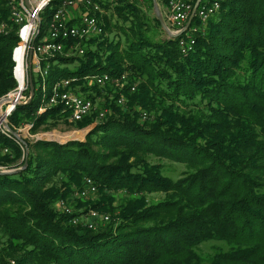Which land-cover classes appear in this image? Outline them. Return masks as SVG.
Segmentation results:
<instances>
[{"label": "trees", "instance_id": "obj_1", "mask_svg": "<svg viewBox=\"0 0 264 264\" xmlns=\"http://www.w3.org/2000/svg\"><path fill=\"white\" fill-rule=\"evenodd\" d=\"M62 1L50 0L40 13L34 45ZM91 1L100 11L88 13L102 33L81 42L82 55L66 56L77 44L69 40L61 42L63 54L41 61L48 90L75 79L71 89L96 103L100 91L84 93L85 78L126 74L127 84L97 104L108 111L104 118L70 123L60 107L38 112L47 97L30 72L33 97L14 107L10 129L28 125L35 134L62 122L91 129L84 141L25 140L27 156L0 132V149L9 150L0 155V171L27 164L0 174V264H264V0H219L217 13L191 33L186 54L178 45L185 35L165 34L151 0ZM10 3L0 0V99L16 88L12 51L19 39ZM120 96L124 106L116 103ZM151 158L187 170L172 178ZM85 178L95 198L72 201ZM153 194L163 198L148 201ZM60 200L76 211L60 212ZM90 209L108 220L95 229L72 223ZM211 241L220 244L202 252Z\"/></svg>", "mask_w": 264, "mask_h": 264}, {"label": "built area", "instance_id": "obj_2", "mask_svg": "<svg viewBox=\"0 0 264 264\" xmlns=\"http://www.w3.org/2000/svg\"><path fill=\"white\" fill-rule=\"evenodd\" d=\"M11 1V20L18 28V44L12 51V61L14 63L12 74L16 82L14 75V68L17 62L14 61V55L18 49L23 48L22 62L24 64L25 58L29 53V59L32 60L35 73L40 77L39 88L45 99L39 113L43 112L46 108L60 107L62 112L67 115V120L70 123L80 122L93 114H96V120H101L107 114L106 109H100L96 103H93L90 99L76 93L71 89V85L76 82L75 79L61 80L53 84L48 90L45 82L46 72L41 70L40 63L42 60L53 58L56 55L63 54L64 46L61 42H67L69 40L76 41V45H70L66 56L71 54L82 55L84 48L81 46V42L97 37L102 33V29L99 26L98 20L95 16L89 15V11L98 12L100 8L97 4L91 0H63L59 8L53 14L47 28V35L38 45H34V40L38 35V23L40 22V13L50 3V0H10ZM126 3L143 4L144 0H123ZM157 1V0H156ZM166 11V19L171 25L168 28L172 33H179L184 30L185 25L190 18L193 8L194 0H161ZM83 7L86 12H81L80 7ZM78 10L79 16L73 15L71 12ZM219 10V0H205L203 4L197 6L194 17H196L202 24H206L207 20L214 16ZM79 18V25L68 26L67 22ZM191 24V23H190ZM194 27L188 26V28L182 33L185 35L183 39L179 41V49L182 54H186L191 50L194 45L193 39L190 37L191 33H195L198 30ZM2 30L5 27L2 26ZM190 31L188 35L186 33ZM31 53V58H30ZM85 81H90L91 85L98 88H104L107 84L112 83V80L107 75H95L85 78ZM17 87V82H16ZM29 87V86H26ZM16 89V88H15ZM15 89L8 93L5 97L0 99V132L4 135L9 134L4 125L8 124L7 118L12 112L14 104L6 102ZM28 88L24 89L17 103L22 102V96ZM25 90V92H24ZM48 91V92H47ZM135 91V86H131L130 92ZM25 97V96H24ZM26 98V97H25ZM116 103L123 106L125 99L120 96ZM10 106V107H9ZM142 120H147V114L141 115ZM9 154L8 149H0V155ZM97 192V189L91 179L85 178L82 181L81 188L74 191L71 198L72 201L86 199L93 197ZM69 199V200H70ZM56 208L62 212L71 214L76 211L74 206L68 202V200H60L56 202ZM79 210V209H78ZM108 220L107 215L98 213L97 211L90 209L84 216H77L72 219V223L76 224L83 221V225L90 229H95L99 221ZM6 264H16L14 259H9Z\"/></svg>", "mask_w": 264, "mask_h": 264}, {"label": "rangeland", "instance_id": "obj_3", "mask_svg": "<svg viewBox=\"0 0 264 264\" xmlns=\"http://www.w3.org/2000/svg\"><path fill=\"white\" fill-rule=\"evenodd\" d=\"M197 1V0H196ZM161 2V4H160ZM160 12L162 14L163 20L166 24V26L168 28H171L170 23L168 22V20L166 19V11L165 8L162 4L161 0H157ZM73 15L79 16L80 12L78 10L76 11H72L71 12ZM152 15H154L153 13V9L150 12ZM198 23L194 27L193 29L196 30H200L201 27H204L205 24H202L198 19L196 20ZM115 23V21H113ZM190 33V31H188L186 33V35H188ZM105 36H112V33H109L106 31V33L104 34ZM33 61H29V53L27 58H25L24 60V70H25V89L28 88L27 90H29V75L30 72L33 73V81H36L37 78V73H35V68L34 65L32 63ZM32 68V69H31ZM127 79H128V75H122L120 78H115L112 79V83L109 84V86L107 87L108 89L105 91L102 88H94L93 85H91L90 81H85V83L83 84V86L87 87L86 92L84 93H91V94H96V91H100V94H98V98L96 99V104H99V102H103L105 101V96L109 97V100H112V97L114 95V92L120 91L122 90V88L127 84ZM134 85H138V82H134ZM35 87H37V84L35 85ZM25 92V90H24ZM23 93V92H22ZM82 96L85 97V95L83 93H80ZM28 98H25L24 96H22L21 101L19 102V104L21 103H25L27 101ZM124 106V105H123ZM148 119H150V116H148ZM30 126L25 125L22 126L21 128H19L16 133L17 135L22 139L23 142L26 141H37V140H44V141H53V142H57V143H64L66 141L72 140V141H84L86 135L88 134L89 130L91 129L90 127L84 128V129H79L74 125H70V124H66L64 122L59 123L54 129L46 132L43 131L42 129L38 130L35 134H32L29 132L30 130ZM89 129V130H88ZM60 136V138H58ZM20 144V143H19ZM22 145V144H20ZM23 147V145H22ZM25 151V150H24ZM151 163H160L164 165V173L167 176H170L172 178H177L179 176H181L187 169L184 165L181 164H177V163H172L169 162L167 160H159L157 158H151ZM112 196H115L114 194ZM117 198L119 197V195L116 196ZM95 197H90L88 199H86L85 201L88 200H92ZM163 198V195L160 194H153V195H149L147 197L148 201L150 202H155V201H160ZM82 202V201H80ZM76 209V208H75ZM217 242H206L203 243L202 245H200V249L202 252L204 253H212L214 251V248L218 246Z\"/></svg>", "mask_w": 264, "mask_h": 264}, {"label": "water", "instance_id": "obj_4", "mask_svg": "<svg viewBox=\"0 0 264 264\" xmlns=\"http://www.w3.org/2000/svg\"><path fill=\"white\" fill-rule=\"evenodd\" d=\"M201 2V0H197L196 2H195V4H194V8H193V11H192V14H191V16H190V18L188 19V21H187V23H186V25H185V28H184V30L183 31H181V32H179V33H172L169 29H168V27L166 26V24H165V22H164V20H163V17H162V14H161V12H160V9H159V6H158V3H157V1L156 0H151V3H152V9H153V13H154V16H155V18L157 19V21L159 22V24H160V27L162 28V30L165 32V34L168 36V37H170V38H177V37H179V36H181L182 35V33L188 28V26L190 25V23H191V21H192V19H193V16H194V12H195V10H196V8H197V6L199 5V3ZM25 3H26V5L28 6V2H27V0L25 1ZM39 27H40V22L38 23V29H39ZM30 58H31V53H30ZM29 61H30V59H29ZM33 97V86H32V82H31V76L29 75V97H28V99H27V101L25 102V104L26 103H28L30 100H31V98ZM16 105H20L19 103H14V106H13V108H12V110L14 109V107L16 106ZM4 127H5V129H6V131L18 142V143H20V144H22L23 145V147H24V150H25V156H27V154H28V151H27V149H26V144H25V142H23L22 141V139L17 135V133L15 132V131H13L12 129H10V127L8 126V124H5L4 125ZM89 130V129H88ZM90 131V130H89ZM72 141V140H71ZM66 142H68V141H66ZM66 142H64V143H66ZM26 160L24 161V163H23V165L21 166V167H19V168H16V169H11V170H1L0 171V174L1 175H10V174H17V173H19L20 171H22L23 169H25L26 168Z\"/></svg>", "mask_w": 264, "mask_h": 264}, {"label": "bare ground", "instance_id": "obj_5", "mask_svg": "<svg viewBox=\"0 0 264 264\" xmlns=\"http://www.w3.org/2000/svg\"><path fill=\"white\" fill-rule=\"evenodd\" d=\"M22 54H23V48L21 47L20 49H18L16 51V53L14 55V61L17 62V65L14 68V75H15V79L17 82V87H16L15 91L10 95V97L6 100V102H8L10 104H14V103L18 102V100L20 99V96L22 94V91L24 89L25 70H24V64L22 62ZM32 77H33V75H32Z\"/></svg>", "mask_w": 264, "mask_h": 264}]
</instances>
